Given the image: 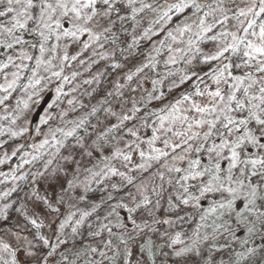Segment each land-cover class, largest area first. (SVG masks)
Instances as JSON below:
<instances>
[{"label": "trees", "instance_id": "trees-1", "mask_svg": "<svg viewBox=\"0 0 264 264\" xmlns=\"http://www.w3.org/2000/svg\"><path fill=\"white\" fill-rule=\"evenodd\" d=\"M161 3L164 0H160ZM172 2V0H169ZM202 3H215V0H200ZM192 10H185L183 14H178L179 19H184L185 16L191 15ZM208 11L204 8L198 15H203V12ZM177 17H173V21L168 25V27H174ZM195 20V17H193ZM192 23V21H189ZM196 31L193 27L192 32L185 33L183 37L177 36V41L172 43L169 41L171 46L179 45L180 42L185 44L184 48L177 51L176 62L167 64L165 63L166 58L169 56V52L166 47H162L159 43H156V48L160 51L156 52L151 49L147 42L141 41L138 49H133L132 54L125 61L120 57H110L107 60L100 61L97 57H93L91 51L81 52L82 45L75 47V50L71 55H78V59L75 61H65L63 66V71L61 72V77L57 78L52 75L54 71H61V68L57 66L56 68H51L50 71H45L44 66L36 69V57L39 56L38 49H33L32 47L25 45L23 48L21 45H14L12 49H8L0 45V69L1 75H5L8 69L14 70L12 66L18 68V95L15 87L9 88L8 86H2V78L0 79V99L7 97L6 101L0 104V122L1 125L9 123L11 117L9 116L8 106L12 101L8 102L9 98H20L19 94L24 88L32 90L40 89L42 90V96H44L42 102L39 104V109L44 112L38 113L36 117L33 118L31 125V138L26 142L18 145V156L13 155L10 159L9 164L5 167H1L0 178L7 177L11 183V187L8 190L11 191L13 186L18 187V193L21 192L28 184H30L35 177L40 178L41 173L44 174L48 170H53L59 167L63 172L62 181H60L59 187L55 192V202H51L52 206L50 211L53 216H57L58 220L54 224L51 232L44 236V240H48V249L50 252L53 246L58 244L57 232L59 230L60 223L68 221V217L72 213H84L92 212L89 209H79L75 205V202L71 200L70 196L73 189H86L88 190L91 183L93 182L96 169L101 168L109 162V157L103 155L93 162H87L81 166L80 162L88 156V152L94 147L96 140H102L103 137L121 128L124 130L127 141L123 142L114 152L119 150L123 154H128L137 148V155L134 157L136 164H142L143 161L149 160L148 157L156 156L157 154L149 148V141L153 140V137H158L161 139H155L161 141L165 139L167 129L164 133H161V127L167 122L173 125L185 122L183 117L191 119V110L189 106L195 101V93L198 89L201 91L203 87L208 85L211 81V73L205 76L206 72L202 73V69H209L212 66L213 61L205 64L204 55H211L215 53L216 46L218 42L210 41L208 39H203L197 41L193 33ZM220 31V27L217 26L213 33H208L207 35H213ZM17 35H21L23 39L30 40L31 43H36V39L32 36H28L23 30L17 32ZM34 35V34H33ZM164 33H159L154 37V41L160 39H165ZM2 39V37H0ZM87 36H82L81 40H86ZM192 40L194 45V53L199 66L196 69H185L184 66L188 64L187 55L189 53L188 41ZM55 39L50 40L48 43L53 44ZM199 48L200 51L197 52L196 49ZM25 52L32 56L31 60H21V52ZM143 53L140 58L139 54ZM227 54V53H226ZM50 54H48L49 57ZM11 56L12 60L9 62L8 57ZM152 58L151 60L149 58ZM48 59V58H47ZM84 60L85 63L81 64L80 60ZM96 59L98 62L96 64L92 63V60ZM13 62V63H12ZM121 63L122 67L114 68L112 67L115 63ZM155 63V67L152 64ZM202 63H204L202 65ZM215 63V61H214ZM7 64V67L3 65ZM145 64L148 67H143ZM59 65V63H58ZM183 71L180 73L182 77H189L190 79H185L183 83L178 81L175 77L176 71L178 69ZM216 66V65H215ZM143 71L137 72V68H142ZM4 70V71H3ZM33 70L40 71L42 77L33 76ZM73 73H76L73 77ZM133 75V79L128 81L126 77L128 75ZM254 75L257 73L252 72ZM69 77L68 81H65L63 77ZM199 77V79L197 78ZM39 83H36V80ZM91 81V83H85V81ZM203 81V82H202ZM156 82V83H154ZM232 81H227V88L229 90V85ZM122 85V87H117ZM8 88L5 92L3 89ZM15 89V90H14ZM111 93V95H109ZM183 95H189L190 99L187 101L182 100ZM157 97H159L157 99ZM72 101V103H69ZM177 101H181L179 104ZM116 109L115 115H113L112 122L108 125L106 124L103 128H97L96 123L101 120L106 115V111L110 113L111 109ZM138 109V111H134ZM95 110V111H93ZM110 110V111H109ZM46 111V113H45ZM12 113V112H11ZM129 116L131 119L123 121L121 123L123 116ZM242 118V114H238V119ZM187 119V120H188ZM186 120V121H187ZM192 120V119H191ZM42 121L41 125L38 123ZM44 121H47L46 123ZM41 128V129H38ZM111 129V131H109ZM131 129L136 133L135 136L131 135L129 131ZM25 130V128H24ZM71 133V135H68ZM84 136H89L88 143L80 146L79 151L76 154V159L73 158L71 164L67 167L61 164L60 159H62L66 154V150L73 147L75 144V138H82ZM203 136V134L201 135ZM200 138V136H199ZM47 141V143H45ZM264 142V141H262ZM199 146V140L198 145ZM145 148L147 151H145ZM228 150V149H227ZM144 152V157L140 156V152ZM149 151V152H148ZM134 152V151H133ZM173 152V151H171ZM240 152V159H255L264 158V149H260L259 152L246 153L243 150L238 149ZM251 153V154H250ZM230 154V152H229ZM103 156V157H102ZM123 157V156H122ZM87 158V157H86ZM51 161V163H49ZM156 161V160H154ZM198 161V164L193 165L192 162ZM217 160L207 161L203 157H193L190 161L189 171H203L210 165L216 163ZM218 162L221 166V175L227 173V169L230 160L219 159ZM15 164L18 166L15 168ZM244 168L243 164H238L235 169H233L234 178L243 179L240 176V169ZM249 172L251 171V165H248ZM92 172V173H90ZM52 175L53 172H51ZM180 172H177L174 178V184L178 185ZM23 177V178H21ZM210 177L205 175L204 177L197 178L198 183H191L189 179L187 184L192 186L191 194L198 195L196 187L206 182ZM71 182V187L69 186ZM196 182V181H195ZM249 181H245L248 183ZM252 182L259 185L258 195H264V184L256 177L252 178ZM89 186V187H87ZM236 187L235 184L231 185ZM15 189V192L17 190ZM87 187V188H86ZM183 193V189L181 190ZM75 192V191H74ZM181 193V194H182ZM187 195V194H186ZM51 198L52 193H51ZM231 199V197L224 193L223 196L220 194H207L205 197L201 198L199 202V207L195 206V202H190L187 207L193 211L195 218L187 231V235H182L180 233H174L173 238L169 240V247H175L172 250L170 257L174 259L192 258L194 259L190 264H206L208 261V254L214 257L212 264H264V229H260L258 232L249 233L248 220L250 219L247 211L244 208L246 201L243 195L234 201L233 210L229 211L227 209L221 211L217 210L215 213H210L209 209L213 207L216 203L225 202V200ZM102 198H99L101 200ZM63 201V203H61ZM140 203V201L138 202ZM259 204L260 201L257 200ZM100 203H93L92 206L100 205ZM74 207V208H73ZM76 207V208H75ZM52 209H58V211L53 212ZM72 211V212H71ZM204 215L205 220H201L200 216ZM74 217V216H72ZM165 217V216H164ZM123 221L127 222L129 227L127 231H131L130 221L123 218ZM166 219L164 218L162 222V228L159 232L164 230V223ZM224 225V227H219ZM259 228V225L257 224ZM219 228L218 231L215 229ZM15 229V235L18 236V249L20 251H25V243L30 239V234L24 228ZM117 231H124L121 229H116ZM147 231L146 229H143ZM117 233V235L121 234ZM148 232V231H147ZM142 232H138L136 237H139ZM163 234H165L163 232ZM207 237V239H205ZM61 238V237H60ZM165 237L160 233L157 239L146 238L144 239V244L149 247V256L152 259L162 256L164 261L168 260L166 255L163 253ZM63 239V238H61ZM65 239V238H64ZM197 240L198 243L195 245V249L200 251L202 255L197 256L195 252H189L183 256H175L174 253L180 251L186 247H193V240ZM66 240V239H65ZM173 241H177L173 243ZM247 241V243H244ZM149 243V244H148ZM67 244H64V246ZM175 244V245H174ZM59 245L56 251L53 252L51 257L47 259L39 258L33 261H26L21 264H48V260L56 259L58 257L56 252L61 249ZM180 246L182 248H180ZM67 248V247H66ZM255 248V254H248L247 249ZM48 250V251H49ZM103 251L100 250L99 252ZM99 252L92 254L90 251L86 250L85 247L79 249V251L69 252L67 259H64L65 263L71 260L74 264H87V261L94 260L97 264H121L124 262V256L113 255L112 259L104 258L99 255ZM105 252V251H104ZM76 253H80L77 257ZM238 253H244V257L238 256ZM93 255V258L92 256ZM165 257V258H164ZM111 258V257H110ZM166 259V260H165ZM60 263L63 262V258L60 257ZM220 260V261H219ZM19 264V262H18ZM53 264H59L55 262Z\"/></svg>", "mask_w": 264, "mask_h": 264}, {"label": "snow or ice", "instance_id": "snow-or-ice-1", "mask_svg": "<svg viewBox=\"0 0 264 264\" xmlns=\"http://www.w3.org/2000/svg\"><path fill=\"white\" fill-rule=\"evenodd\" d=\"M228 5H231V7ZM204 8L208 9V11L203 12L202 16L198 15ZM186 9L192 10L191 15L185 16L184 19H179L178 14H183ZM230 12L232 13L231 16H229ZM174 16L177 17L174 27H168ZM193 17H195V20H193ZM189 21H192V23H189ZM230 21H235L232 24V28L235 31L228 29ZM217 26L220 27V31L210 36L207 35L208 33H213ZM193 27L196 29L193 35L197 41L206 38L210 41L218 42L215 53L211 55L205 54L203 62L208 64L210 61H217L219 64L215 68L209 66V72H206L205 76L211 73L213 82L219 85L221 81L227 83V78L225 77V73H227L233 83L229 85L227 96L222 94L219 88L206 93L205 91H200L197 86L195 95L204 96L207 94L214 103L211 107H201L193 102L191 109H194L198 114H206L214 118L196 119L188 124V128L191 130L193 125L197 127L207 125L208 130L204 132L203 139L207 141L214 135H219L221 139L218 145L213 143L212 147L208 148V153L210 156L215 153L216 157L220 158L224 149H228L230 152V157H228L230 163L225 175H221V166L217 160L216 163L203 171H189L187 175L181 177L182 180L187 181L189 179L196 180L207 175L210 179L196 187L198 195L189 193L187 184L181 185L183 193L178 197L176 207L188 205L190 202H195V206L199 207L201 198L207 194H220L223 196L224 193H227L231 199L226 198L225 202L216 203L209 209V212L215 213L218 209L231 211L233 210L234 201L243 195L246 201L244 208L250 217L248 220L250 225L248 231L249 233H255L260 229H264V195H258L259 185L253 183L252 178L256 177L264 184V158L241 160L238 149L243 150L249 145L264 149V142H262L264 141V0H248L245 7H240L239 0H215L214 4L202 3L200 0H172V2L164 0L163 3L160 0H0V37H2L0 45L8 49H12L14 45H21L22 48L28 45L33 49H38L39 56L36 57V69L44 66L45 71H50L53 67V60H59L58 66L61 71L52 72V75L57 78L61 77L65 61L78 59L79 53L78 55L69 54V48L72 46L79 47L82 45L81 52L91 51L92 56L97 57L100 61L107 60L110 57H120L126 61L132 54V50L139 48L141 41L147 42L151 49L156 52L160 51L159 48H156V43H159L162 47H166L169 52L165 63H175L176 58L172 53L180 50L173 49L169 41L175 43L177 36L183 37L185 33L192 32ZM21 30L36 39V43H31L30 40L23 39L21 35H17V32ZM240 32L243 35H239L238 33ZM159 33H164L166 38L154 41L153 38ZM85 35L87 39L81 40V37ZM52 39H55L57 43L49 45L48 42ZM188 45L189 49H191L193 41L189 40ZM58 50L63 54L58 55ZM196 51L199 52L200 49L197 48ZM46 53L50 54L48 59H45ZM226 53H231L232 55L227 56ZM234 57L238 58L239 62H236ZM25 59L31 60L33 57L22 51L21 60ZM149 59L151 60L152 58L150 57ZM8 60L11 62L12 57L9 56ZM225 61L229 62L225 63ZM97 62L96 59L92 60L93 64ZM187 62L191 63V60ZM80 63L84 64L85 61L81 59ZM3 66L7 67V64ZM148 66L145 64L143 67ZM152 66L155 67V63ZM17 67L20 66L18 65ZM112 67L120 68L122 65L117 62ZM143 67L137 68V72L143 71ZM233 68L241 70L254 68L255 73L259 75H254L250 71H246L243 76L233 75L231 71ZM13 75L16 74L14 73ZM75 75L76 73H73V77ZM133 75L135 73L128 75L126 79L131 81ZM33 76H36V70H33ZM197 78L199 79V77ZM63 79L68 81L69 77L65 76ZM185 79L190 78L181 77V83ZM36 83H39L38 79ZM85 83H91V81L86 80ZM8 87L11 88L12 85L9 84ZM117 87H122V85ZM3 90L7 92L8 88ZM237 92L240 93L239 96ZM5 99L7 97L0 99V104L4 103ZM189 99V95L182 96L183 101ZM180 102L177 101L178 104ZM69 103H72V101H69ZM134 111H138V109H134ZM234 114H242V118L237 119ZM112 115H115V113H112ZM129 119L131 117L125 115L122 117L121 123ZM187 119V117H183V120L186 121ZM44 122L46 123L47 121ZM129 131L131 135H136L131 129ZM68 135H71V133H68ZM176 135L181 136L184 134L176 133ZM198 135L199 133H193L188 139H193ZM231 136H235V139H229ZM155 139H158V137L154 136L153 140ZM149 143L151 144L152 141H149ZM165 146L167 147V141H165ZM153 151L157 152L158 155L148 157L149 160H158L160 156L168 155L167 152L159 149H153ZM197 151H199V148ZM115 155H122L124 161L131 160L129 155H125L119 150H117ZM140 156L144 157V152L141 151ZM192 163L195 165L199 162L194 161ZM238 164L244 165V168L240 169V176L243 179L234 178L233 176V169ZM248 165H251L250 172ZM137 167L141 171L146 172L152 165L146 162ZM168 170L173 171L171 168ZM174 170L176 172L181 171L179 168ZM108 173L114 176L119 175L122 179H126L129 185L133 183L132 177H126L124 173L118 172L115 168H109ZM108 173L98 172L93 173V176L107 175ZM40 175L43 174L41 173ZM156 175H159L160 179L163 180V174L157 173ZM246 180L249 182L245 183ZM232 184H235L236 187H232ZM69 186H72L71 182H69ZM11 191H15V189ZM11 191L0 193V198H7L11 195ZM37 199L42 198L37 197ZM112 199V196L108 197V201ZM257 200L260 201L259 204ZM44 202L48 203L46 200ZM158 205L159 200L156 201V204H152L148 196H143L140 203L131 208L124 203L112 204L105 202L107 215L104 216V220L108 221V223H101L100 229L106 230L110 238L103 246L109 251L112 250L113 241L111 237L115 235L113 227L124 230L121 234L116 235L115 238L120 244L125 246L123 264H130V258L134 256V252L128 247V242L134 241L138 232H142L145 228H150L149 218H152L153 223H160L153 217V210ZM11 207V204H5L4 208L0 209V213L6 212ZM99 207L100 205H95L92 212L82 213L80 218L75 221L76 226L72 228V233L77 234L78 228L85 223L86 218L96 212ZM121 208L127 209L129 213L127 220L131 223L132 230L130 232L127 231L128 223L119 218L118 209ZM52 211L56 212L58 209H52ZM74 215L75 213H72L68 220H71ZM97 218L99 219V214ZM112 218H115V224H112ZM205 218L204 215L200 216L202 221ZM5 219H7V216H5ZM180 219L183 220L182 217ZM138 220H141L142 223H138ZM31 223L37 228L41 227L35 220H32ZM66 223L67 220L60 223L59 228L63 230ZM164 223L171 222L166 220ZM88 227L91 230L89 232L90 235H101L100 231L92 229L91 224ZM219 227H224V225ZM218 230L219 228L215 229V231ZM41 239L45 245L48 244V240H44L43 237ZM57 240L58 244L53 246L51 252L47 253V257H51L59 245L66 243V240L61 239L59 236ZM176 242L173 241V243ZM197 243L198 241L194 239L193 247H186L175 252L174 255L179 257L189 252H195L197 256L202 255L200 251L195 249ZM244 243H247V241ZM5 248H7L6 245ZM88 251L96 254L97 248H89ZM140 251L143 252L144 248L141 247ZM247 252L248 254H255L256 249L249 248ZM76 255L79 257L80 253H76ZM99 255L106 257L104 251L99 252ZM115 255H120L118 246ZM237 255L243 258L245 254L238 253ZM61 257L67 259L65 253H61ZM213 260L214 257L209 253L206 264H212ZM68 264H74V262L69 260ZM87 264H97V262L90 260L87 261ZM136 264H140V262L137 261Z\"/></svg>", "mask_w": 264, "mask_h": 264}, {"label": "rangeland", "instance_id": "rangeland-1", "mask_svg": "<svg viewBox=\"0 0 264 264\" xmlns=\"http://www.w3.org/2000/svg\"><path fill=\"white\" fill-rule=\"evenodd\" d=\"M239 3L240 7H245L248 3V0H239ZM228 6L231 7V5ZM231 15L232 13L230 12L229 16ZM234 23L235 21L229 22L228 29L230 31H235V29L232 28V24ZM238 34L243 35L242 32ZM55 43L57 42L55 41L53 44ZM216 45L217 44H215L214 47ZM184 46L185 44L180 42L179 45H174L172 46V48L181 50L182 48H184ZM75 47L76 46H72L69 48L70 55L75 50ZM193 50L194 45H192L191 49H189V53L187 55V61L191 60V63L186 64L184 66V70L186 68L194 69L195 67L197 69L199 66L198 64H200L197 62V60L193 61V58L195 59L196 57ZM176 52L177 51L172 53L174 57H176ZM57 54L62 55L63 53L59 52L58 50ZM226 55L231 56L232 54L227 53ZM142 56L141 54H139L140 58ZM47 58H49L48 53L45 54V59ZM196 58H198V56ZM167 59L168 58H166V60ZM234 59L236 60V62H239L238 58L234 57ZM227 62L229 61H225V63ZM52 63V68H56L58 66L59 60H53ZM203 64L204 63H202V65ZM218 64L219 62L215 61L214 63L213 61L211 67L215 68ZM12 67L14 68V70L11 71L12 69H8L7 73L3 76L1 75L2 71L0 69V79L2 78L3 80V82L1 83L2 86H9V84H11L13 85V87H15L17 92L18 68H15L17 67V65ZM181 70L179 66V71L178 69L176 71L177 73L175 76L177 77L175 78L178 81H180L182 77L180 76V73L183 72ZM206 70L209 71L208 68L202 69V73H204ZM231 71L233 75L243 76L246 71L254 72L255 69L252 68L241 70L233 68ZM14 73L16 75H13ZM258 75L259 74H257V76ZM36 76L42 77V74L39 70L36 71ZM225 77L227 78V81H232L231 78L227 76V73H225ZM39 88L40 89L36 90H32V88H23L19 94L20 98H18V96L16 99L15 97H11L8 100V102L12 101L8 106L11 121L4 125H1L0 122V170L3 166L5 169L13 155L18 156V145H21V143L26 142L32 137L31 122L33 118L36 117L41 111L39 109V104L42 102L45 96H42L41 87L39 86ZM203 88L204 89L202 91H205L206 93L215 91L217 88H219L222 94H224L225 96H227L229 92L227 83H225L224 81H221V83L217 85L212 80L207 86L205 85ZM237 95L239 96L240 93L237 92ZM5 101L6 99L4 100V102ZM194 102L201 107H211L214 103L212 98L207 96V94H205L204 96L196 95ZM116 109L118 108L111 109L110 113L106 111L105 117H103L96 123L97 128L101 129L106 124L108 125L109 123H111L113 119L112 113H116ZM189 109L191 110L190 116L192 120L188 119L187 121L181 122L180 124L176 125H173L171 123L169 124L167 122L166 124H164V126L161 127V133H164L166 129L168 131L166 133L165 139L161 141V144L159 143L161 139H158L159 141L151 140L152 143H149L148 146L152 149V151L153 149H159L163 152H167L168 155L160 156V158L156 161H143L142 164L147 162L152 165V167L149 168L146 172L141 171L137 167L138 165H140V163L136 164L134 161V157L139 152L137 151V148L133 149L134 152L132 151L130 153L129 151V153L127 154L131 157L130 161H124L122 155H115L116 152L114 151L123 142L127 141L125 132L121 128L106 134L102 140H96V142L94 143L95 148L89 151L87 154L88 156H86L87 158L85 157L84 160L80 162L81 166H83L84 163L86 165V163L90 161L95 162L100 158L101 155H103L110 158L109 162L101 168L96 169L95 173H108L109 168H115L118 172L124 173L126 177H132L133 183L129 185L126 179H122L119 175L114 176L108 173L107 175L95 176L90 187L87 186L89 187L88 190H86L85 188L81 190L73 189L71 191L73 193L71 194L70 198L71 200H73V202H75V206L77 208L79 207V209L92 210L94 207L92 206L93 203H100L101 201V204L100 207L97 208L96 212H93L90 217L86 218L85 223L78 228L77 234L72 233V228L76 226L75 221L80 218L81 213H76L71 220H68L63 230L59 228L57 237L59 236L63 239L65 238L67 240V244L65 246L64 244L60 246L61 249L59 250V252H56L58 257L56 259L50 258V260H48V264H53L58 261L59 264L65 263L64 259L62 260L63 262L60 263L61 253H65L66 255H68L69 252L79 251V249L84 247L86 250H88L89 248H97V252L103 249V251H105L106 253V257L104 258L112 259V256L115 254L118 246L120 255L123 258V251L125 246L123 244H120L119 241L115 238L117 233L121 232L120 230L117 231V228L113 227V233L115 235L111 237L113 241L112 250L109 251L103 246L104 243L110 238L106 230L100 229L101 223H108V221L104 220V216L107 215L105 202H109L112 204L118 202L124 203L131 208L134 207L139 201H141L143 196H148L152 204H156V201L159 200V205L153 210V217L155 220L160 221V223H153L152 218H149L148 223L150 225V228H145L148 232L143 230L139 237H136L134 241L128 242V247L134 252V256L130 258V264H136L137 261H139L140 264H190L194 260L189 257H181L180 259H174L170 257L172 250L175 249V247H169V240L173 238L172 235H174V233H180L182 237H184L183 235L186 236L188 233L187 231L190 229L195 218V215L193 211L190 210V207H187L186 205H179V207H176L178 203V197L181 196V190L183 189L181 185H183L185 182L188 183L189 181L182 180L181 177L188 174L189 166L191 165L190 161L195 156L203 157L207 161L219 159L229 160L228 157H230V154L227 149H224L220 158H217L215 153H212L210 156L207 150L208 148L212 147L213 143L218 145L221 142L220 136L214 135L213 137H210L207 141H205L203 139V136L201 135L208 130L207 125L202 127L193 125L191 130H189L188 124L192 123L196 119H213L214 117L208 116L206 114L202 115L196 113L194 109H191V105L189 106ZM43 110L40 113L44 112ZM234 115L238 119V114ZM41 124L42 121L38 123V125ZM169 129L171 130L169 131ZM13 133H15V135H13ZM176 133H183L184 135L178 136L176 135ZM193 133H199V135L195 136L193 139H188V137ZM237 135H239V133H237ZM229 139H235V136H231L229 137ZM89 140V136L75 138L76 142L74 146L68 148L66 150L67 154L62 159H60L61 164L64 166V168L66 165L68 167L71 164L73 158L76 159V154L79 151L80 146L88 143ZM198 140L199 146H197ZM165 141H167V147L165 146ZM198 148L199 151H197ZM145 151H147L146 148ZM244 151L246 153H256L259 152L260 149L249 145L244 149ZM89 153H91V155H89ZM155 153L158 155L157 152ZM17 167L18 166L15 164V168ZM169 168L173 169V171H169ZM175 168L181 169L177 182L180 186H176L174 184V178L177 174V172L174 170ZM61 171L62 170L59 167L53 169L52 171L48 170L42 176H40V178L35 177V179H33V181L19 193L17 185H12L13 189H16L17 187L16 192L11 191V195L7 198H0V209H3L5 204L12 205V207L8 208L6 212L0 213V264H18V262L19 264H21L25 262V260L29 262L35 259L44 258L47 256V253L50 252V250L48 249V244L45 245L41 237H46V235L51 232L50 230H52L54 224L58 220L57 216H53L50 208L52 206V203L57 200L55 199V192L57 190V187L61 186L59 184L60 181H62L61 175H63V172ZM51 172H53V174L55 175H52ZM157 173L163 174V180L160 179L159 175H156ZM169 181H171V183H169ZM193 182L198 183V180H191V183ZM113 185H115V187H113ZM8 187H11L9 179L7 177H1L0 193L8 192ZM192 190H194L192 186H189V193H191ZM51 193L53 199L51 198ZM109 196L113 197L111 201H108ZM37 197H41L42 199H37ZM81 197H83V199H81ZM99 198L102 199L99 200ZM45 200L48 203H45ZM149 207H151V205H149ZM118 212L119 218L121 220H123V218L126 219L129 215L127 209L121 208L118 209ZM98 214L99 219L97 218ZM5 216H7V219H5ZM180 217H182L183 220H181ZM164 218L171 223L163 225L164 230L162 232H159L160 228H162L161 221ZM32 220H35L37 224L41 225V227L37 228L35 225H33L31 223ZM115 222V218H112V224H115ZM137 222L142 223L141 220H138ZM89 224L92 225V229L100 231L101 235H90L89 232L91 230L88 227ZM21 227L30 234L29 241L27 240V243H25L24 245L26 248L25 251H20L18 249V236H16L14 232L15 229H17L18 232V228ZM163 232L165 234H163ZM160 233L163 235V237L166 236L163 247V253L169 255L167 257L168 260L165 259L166 261H164L163 257L159 255L156 257V259H152V257L149 256V247H146L147 244H144V239H157ZM5 245L7 246V248H5ZM141 247L144 248L143 252L140 251ZM180 248L182 247L180 246ZM91 256L93 258V255ZM121 264L123 263L121 262Z\"/></svg>", "mask_w": 264, "mask_h": 264}]
</instances>
